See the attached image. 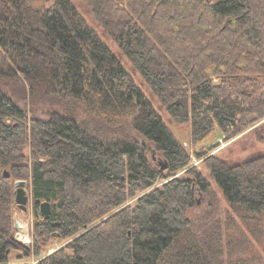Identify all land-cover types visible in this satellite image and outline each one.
I'll list each match as a JSON object with an SVG mask.
<instances>
[{
  "label": "trees",
  "instance_id": "16d2710c",
  "mask_svg": "<svg viewBox=\"0 0 264 264\" xmlns=\"http://www.w3.org/2000/svg\"><path fill=\"white\" fill-rule=\"evenodd\" d=\"M80 1L171 118L190 122L193 144L257 124L264 142V0ZM26 93L27 111L15 100ZM209 153L196 155L250 224L264 213V151ZM190 160L71 0H0V264H214L222 230L210 212L188 215L211 188ZM18 180L30 245L15 238ZM54 239L66 243L48 252Z\"/></svg>",
  "mask_w": 264,
  "mask_h": 264
},
{
  "label": "rangeland",
  "instance_id": "374dc122",
  "mask_svg": "<svg viewBox=\"0 0 264 264\" xmlns=\"http://www.w3.org/2000/svg\"><path fill=\"white\" fill-rule=\"evenodd\" d=\"M71 2L74 4L79 13L86 19L89 26L99 34L110 50L119 58L123 67L133 75L134 79L138 82L139 87L146 94L153 107L162 116L167 128L174 134V136L190 154V166H196L202 174L207 176V180L211 188H209L208 192L204 194H200L199 190L196 191L198 205L190 209L188 215L195 217L200 213L210 212L212 214V219L220 224L222 233L219 239L220 249L218 255L221 259L219 261H214V264H264V213L256 216L257 218L255 217L254 220L251 219L250 224H248L246 218H244L238 211L234 210L226 202L222 196L221 190L216 185L215 180L208 175V169L202 162V159H199L196 155L197 152L206 150L210 152L209 154L218 155L228 161H235L245 159L251 153L264 151V142H260L256 139L259 137L258 134H262L263 132L260 131L256 135L253 131V128L259 124L251 127L244 134L225 141L222 138L219 128L215 127L198 143L193 144L190 134V122H179L171 118L170 113L160 105V101L150 93L149 87H146L142 83L143 77L140 72H132L129 68V61L127 57L113 41L102 34L101 26L98 25L95 18L90 14L82 2L80 0H71ZM15 100L21 107L26 105L25 109L26 111L28 110L29 102L27 99V93L26 95L15 96ZM126 124L127 123L125 122L124 127L127 132H129L130 136L132 131H130V127L126 126ZM149 153L154 161L163 162V157H161L157 151L152 152V154L151 152ZM179 173L183 174L184 170ZM25 187L29 196L26 204L27 211L23 212L21 210H15L14 218L17 219L20 226V231L17 232L16 237L27 236L30 242L34 215L32 210V197L30 195V191L27 189V185ZM207 222L208 221L206 220V223ZM65 243L66 240H51L47 247V251L52 252L54 249L63 246ZM212 248H217V246L214 245ZM222 248L223 255L221 254ZM20 260L37 261V258L36 256L31 255L30 257ZM16 261H19V259L15 260L12 258L10 262ZM27 263L31 264L30 262Z\"/></svg>",
  "mask_w": 264,
  "mask_h": 264
},
{
  "label": "water",
  "instance_id": "95a60500",
  "mask_svg": "<svg viewBox=\"0 0 264 264\" xmlns=\"http://www.w3.org/2000/svg\"><path fill=\"white\" fill-rule=\"evenodd\" d=\"M24 108H26V105L24 106ZM162 168H165V165L162 166ZM4 176H9V172L7 170H4ZM16 188L14 189V196H15V201L17 202L19 208L22 211H26L27 209V202H28V194L26 191V181L25 180H18L15 182ZM36 202L39 204V211L41 213V215L44 218H49L50 217V213H51V206L50 203L47 201H40L39 199H36ZM53 225H55L56 223L53 222ZM14 227L18 228V224L16 221H14Z\"/></svg>",
  "mask_w": 264,
  "mask_h": 264
},
{
  "label": "built area",
  "instance_id": "2783aa9c",
  "mask_svg": "<svg viewBox=\"0 0 264 264\" xmlns=\"http://www.w3.org/2000/svg\"><path fill=\"white\" fill-rule=\"evenodd\" d=\"M20 231V228L18 229L17 232ZM17 235V233H16ZM17 239H20L21 241H23L24 243H26L27 245H29L31 243V241L29 242V238L27 237V240H25V237H22V236H19ZM27 262H30L31 264H34L36 261H24V260H19V261H16V262H9L7 264H13V263H16V264H29Z\"/></svg>",
  "mask_w": 264,
  "mask_h": 264
},
{
  "label": "bare ground",
  "instance_id": "6f19581e",
  "mask_svg": "<svg viewBox=\"0 0 264 264\" xmlns=\"http://www.w3.org/2000/svg\"><path fill=\"white\" fill-rule=\"evenodd\" d=\"M25 240H27V236H25Z\"/></svg>",
  "mask_w": 264,
  "mask_h": 264
}]
</instances>
